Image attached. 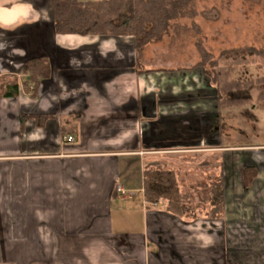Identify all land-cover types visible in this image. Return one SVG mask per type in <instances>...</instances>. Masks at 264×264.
I'll list each match as a JSON object with an SVG mask.
<instances>
[{"label": "crops", "instance_id": "crops-1", "mask_svg": "<svg viewBox=\"0 0 264 264\" xmlns=\"http://www.w3.org/2000/svg\"><path fill=\"white\" fill-rule=\"evenodd\" d=\"M52 20V0H0V264H264V144H208V117L178 103L189 71L139 73L132 36L57 34ZM33 58L50 64L34 97ZM182 147L214 154L221 208L188 218L145 200L148 155Z\"/></svg>", "mask_w": 264, "mask_h": 264}, {"label": "rangeland", "instance_id": "rangeland-1", "mask_svg": "<svg viewBox=\"0 0 264 264\" xmlns=\"http://www.w3.org/2000/svg\"><path fill=\"white\" fill-rule=\"evenodd\" d=\"M35 1H43L44 4L46 0ZM193 7L196 14L173 19L160 39L148 43L141 50L138 59L140 66H136V69L175 71L177 75L185 73L182 72L184 70L189 71L186 74L188 76L179 80H185L189 86L196 88L193 93H177L180 98L178 103L188 112L194 109L199 116L208 117L207 129L216 128L215 133H209V139L214 141L208 144L216 146L221 140L225 146L263 145L264 110L245 103L228 109V113L223 112L218 124L217 93L203 67L196 63L200 60L197 42L214 57L223 50L242 46L264 50V0H193ZM203 12L210 14L205 16ZM258 72L261 71L254 65H248L238 67L232 77L247 79L257 76ZM180 90L177 88V91ZM252 94L254 97L255 90ZM196 122L192 124L193 127ZM218 125L221 126L220 133ZM177 149H163L157 154H149L148 167L160 166L174 170L179 191L185 200L198 205L197 213L201 209L212 208L208 202H203L206 200L202 198V189L219 178L214 154L202 156V151Z\"/></svg>", "mask_w": 264, "mask_h": 264}, {"label": "trees", "instance_id": "trees-1", "mask_svg": "<svg viewBox=\"0 0 264 264\" xmlns=\"http://www.w3.org/2000/svg\"><path fill=\"white\" fill-rule=\"evenodd\" d=\"M53 30L57 34L130 35L134 38L137 55L136 66H140L141 50L161 38L170 22L180 16L196 14L193 0H52ZM208 16V12H203ZM216 17V13L213 14ZM200 60L196 65L203 67L217 93V120L232 107L250 103L264 110V50L251 46L236 47L221 51L216 57L197 42ZM254 65L257 76L247 79L232 77L238 67ZM140 72L141 69H136ZM27 77L22 82L23 90L36 96L41 79L50 74V64L43 58L27 60L23 65ZM255 90L253 97L252 91ZM18 83L7 84L4 95H16ZM253 100V102H251ZM36 117H41L36 115ZM74 116L62 121V133L74 130ZM219 133L221 126L218 125ZM243 185L247 186L253 175L251 167H244ZM202 198L212 208H221L224 198L221 177L202 189ZM143 193L148 203L162 202L164 208L177 216L194 218L198 205L185 200L179 191L175 171L160 166L145 165Z\"/></svg>", "mask_w": 264, "mask_h": 264}, {"label": "built area", "instance_id": "built-area-1", "mask_svg": "<svg viewBox=\"0 0 264 264\" xmlns=\"http://www.w3.org/2000/svg\"><path fill=\"white\" fill-rule=\"evenodd\" d=\"M64 138H65L66 141H71V140H73L74 137L72 135H67ZM121 192L123 193V191H121Z\"/></svg>", "mask_w": 264, "mask_h": 264}]
</instances>
